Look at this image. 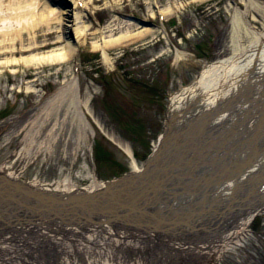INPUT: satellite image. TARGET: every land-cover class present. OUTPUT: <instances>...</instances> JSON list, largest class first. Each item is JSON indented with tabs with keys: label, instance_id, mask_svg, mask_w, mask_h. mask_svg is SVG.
I'll return each mask as SVG.
<instances>
[{
	"label": "rangeland",
	"instance_id": "374dc122",
	"mask_svg": "<svg viewBox=\"0 0 264 264\" xmlns=\"http://www.w3.org/2000/svg\"><path fill=\"white\" fill-rule=\"evenodd\" d=\"M74 2L84 10L89 29L69 62L28 66L21 61L63 49L57 22L51 29L41 20L24 24L17 34L10 30L12 37L6 34L9 30L0 32V164L6 163L24 180L63 189L89 187L94 176L100 182L118 180L137 169L135 161L141 168L169 128L171 96L209 63L229 56L235 9L246 10L243 0ZM49 3L52 6L53 0ZM37 8L40 14L43 4ZM252 14H247L250 26L263 31V16L256 12L255 20ZM130 19L139 25L130 24ZM145 26L155 34L109 47L106 55L96 48ZM14 60L20 61L7 63ZM72 80L77 81V98L83 104L78 112L82 108L87 115L94 136L70 115V94L64 99L56 96ZM119 143L128 146L133 157ZM33 222L49 226L46 233L35 229L15 233L7 243L0 239V264H118L120 255H103L101 248L91 246L82 253L72 234H56L54 223ZM124 250L122 264H264V214L238 238L212 249L209 258H194L198 249L192 254L171 252L159 242Z\"/></svg>",
	"mask_w": 264,
	"mask_h": 264
},
{
	"label": "bare ground",
	"instance_id": "6f19581e",
	"mask_svg": "<svg viewBox=\"0 0 264 264\" xmlns=\"http://www.w3.org/2000/svg\"><path fill=\"white\" fill-rule=\"evenodd\" d=\"M243 2L246 10L241 11L236 8L232 18L229 56L209 63L192 83L171 96L168 108L169 128H166L162 140L155 145L145 169L144 165L140 168L135 161L134 165L137 168L134 170L135 174L130 173L131 175L122 179L108 182H100L94 176L89 187L73 185L68 189H63L58 185L41 183L40 180L30 181V183L25 180L24 183L21 181L22 178L16 172L11 171L5 163L0 164V196L11 195L15 185L26 192L49 194L53 197L85 194L92 196L94 203L107 200L110 204L111 200L115 199L121 202L131 201L136 195L139 197L148 195L152 201L157 203V206L159 205L150 207V212L157 213L161 211L160 206L163 208L159 214L161 217V219L159 217V223L171 230V234L168 231L171 237L163 234L164 238L160 240L158 233L144 232L134 223L131 226L116 225L114 222L118 219L109 214L102 213L101 217H94L93 223L83 221L82 217H85L88 210L96 213L102 212V209L96 210L97 206L96 208L87 206L86 212H76L74 216H70L66 223L67 226H62L58 222L54 224L56 228L52 230L56 234H59L61 230L77 238L82 253L83 250L99 247L103 250V255L107 253L120 255L118 264L126 260L124 248L135 249L138 245L148 243L157 245L158 242L163 243L171 252H191L192 254L198 249V255L194 254V258H209L212 249L217 251L222 244L230 243L246 232L256 217L264 214V206L260 207L261 210H250L243 216L238 212L239 219L230 223L222 221V225L218 224L217 231H209L207 235L203 230L200 235H189L192 246L187 245L180 234L173 232V227L165 225V222L172 223L182 218L174 210L201 211L204 205L209 206V202L205 204L201 202L202 198L198 202L196 200L188 202L195 199L196 195L184 198L181 195V187L185 183L190 186L193 183L194 177H189L188 169L193 171L196 179L199 173L198 168L200 169L202 165L216 166V163L210 160L215 161L219 157L225 164L218 169L217 175L229 172L222 168L234 169V176L238 177L237 180L233 176V179L237 180L236 183H246L248 187L244 190L245 192L249 191L250 184L254 183L256 191L262 190L260 193L264 201V4L258 0H243ZM40 4H43V9L40 14H37V7ZM250 12L253 13L255 20H257L256 12L263 16V31L250 26L247 20V14ZM38 20H41L49 29L55 22L59 24V29L62 31L59 41L65 42L64 47L60 50L22 58L21 61L28 66L69 62L76 54L79 39L89 29L85 22L84 10L79 8L74 0H63V2L53 0L52 6L49 0H0V32L9 30L6 34L12 37L15 36L11 34L12 31H16L15 34H17L19 27L32 22L37 23ZM130 21L132 22H129L130 24L139 25V22H134L132 19ZM70 31H74V36L70 35ZM155 32V29L145 26L137 34H122L115 39L105 40L96 48H101L106 55L105 51L109 47L130 44L153 35ZM177 55L179 58H184L182 52H178ZM19 61L14 60L7 63ZM77 87V81L72 80L65 83L63 88L56 92V96L64 99L70 94L68 111L73 120L78 123L79 128L85 130L89 126L83 115L78 112L80 101L77 98ZM119 146L129 156H132V151L128 146L121 143ZM234 185L233 182L222 185L217 187L214 193L215 195L232 193ZM178 196L183 198L182 200H188L186 204H182ZM240 199H243L242 196ZM260 201L258 204L262 206ZM26 202L24 197L15 195L10 202L0 201V234L3 235L0 236L1 240L6 242L13 239L15 233L25 234L35 229L46 233L49 226L43 227L40 223L33 222L39 218L42 219V216L33 217L30 214L31 211L19 212V208L24 207ZM51 205L53 203L49 202L45 205L49 208L43 206L44 210L47 212L50 209L51 211L53 209L50 208ZM167 211H173L172 218H167L168 216L165 215ZM119 212L117 211L116 215ZM121 212H127V210ZM211 215L213 214L209 216ZM188 218L191 219L189 216ZM183 220L189 222L185 216ZM19 242L22 243V241ZM107 246L111 247L107 248Z\"/></svg>",
	"mask_w": 264,
	"mask_h": 264
},
{
	"label": "water",
	"instance_id": "95a60500",
	"mask_svg": "<svg viewBox=\"0 0 264 264\" xmlns=\"http://www.w3.org/2000/svg\"><path fill=\"white\" fill-rule=\"evenodd\" d=\"M215 167L213 168V164L208 165H202L201 168L197 169V172L199 171L197 180V183L194 184V187L190 190H187L184 188L188 184H184L181 188V195L183 197H187L189 194L195 195L197 192H200V188L203 189L204 193H207L204 195L205 200L202 201V203L209 202V206L205 207V205L202 207L201 211H180V210H174V212H178L182 218H180L179 221H173L172 223L165 222V225L167 227H173V232L181 234L182 235H200L203 232H206L204 234H209V231L214 232L218 230V224H221L222 221L228 219V217L231 215L232 208L229 206L228 209H224L220 213V209L222 207V204H220L219 201L212 199L210 196H213V191L221 183H223L225 180L230 179V175L226 176V179H223L225 174L223 175H217L214 171ZM223 170L230 171L229 168H222ZM189 171V177H191L193 174V171L191 169H188ZM195 172V171H194ZM229 173V172H228ZM227 173V174H228ZM226 174V175H227ZM131 175V174H129ZM127 176V175H126ZM125 177V176H124ZM122 177V178H124ZM138 177V176H137ZM228 177V178H227ZM121 178V179H122ZM225 178V177H224ZM195 177L193 178V181ZM219 180V181H217ZM115 183V182H114ZM112 184V183H111ZM11 195L3 194L0 196L1 202H10L13 200V195L15 196H21L26 199V205L24 207L19 208L21 212L28 213L31 211L32 216H42V217H48L50 220H59V221H69L70 216H74L75 213H79V211L86 212L87 206L88 207H94L96 210L102 209L101 213H96L92 210H88L87 214L84 215L85 217H82L83 221L86 223H93L94 217H101L103 214H109V216H113L117 218L116 222L114 224L116 225H125V226H131L136 225L140 227L144 232H156L160 233L161 235H169L171 234V230H168L166 227L162 225V223H159V217L160 213L163 211V209H160V212L152 213L150 212V207H158L157 203L155 201L151 200V197L148 195H141L140 197L138 195L134 196L135 198H132L131 201L125 200H111L110 204L109 201L103 200V202H92L93 197L92 196H86L83 195H69V196H58L53 197L49 194H41L37 192H26V190H23L21 187H16V185L12 188ZM120 194V193H119ZM79 196V197H77ZM197 196V195H196ZM53 197V198H51ZM179 197V196H178ZM181 198V197H179ZM181 198L180 202L184 204L187 202V200H182ZM49 202H52L53 205H51L50 209L46 212L44 210L45 208H49V206H45L49 204ZM190 202V201H189ZM97 204V205H96ZM186 204V203H185ZM156 205V206H154ZM44 206V207H43ZM152 209V208H151ZM127 212H121L125 211ZM101 211V210H100ZM120 211L118 215H116V212ZM158 211V210H155ZM90 212V213H89ZM94 212V213H92ZM173 211H167L165 213L167 218H172ZM46 213V214H44ZM210 214H213L209 216ZM184 216L189 220V222L184 221ZM188 216L191 218L189 219ZM209 216V217H208ZM161 219V217H160ZM176 219V218H175ZM170 221V220H167ZM151 222V225H149ZM134 223V224H133ZM203 230V232H202Z\"/></svg>",
	"mask_w": 264,
	"mask_h": 264
}]
</instances>
